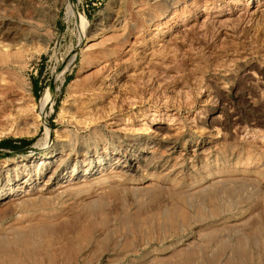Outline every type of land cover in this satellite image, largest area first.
I'll use <instances>...</instances> for the list:
<instances>
[{
    "label": "rangeland",
    "instance_id": "obj_1",
    "mask_svg": "<svg viewBox=\"0 0 264 264\" xmlns=\"http://www.w3.org/2000/svg\"><path fill=\"white\" fill-rule=\"evenodd\" d=\"M4 28L0 161L96 169L1 201L0 264H264V0H0Z\"/></svg>",
    "mask_w": 264,
    "mask_h": 264
},
{
    "label": "bare ground",
    "instance_id": "obj_2",
    "mask_svg": "<svg viewBox=\"0 0 264 264\" xmlns=\"http://www.w3.org/2000/svg\"><path fill=\"white\" fill-rule=\"evenodd\" d=\"M115 20H118V16L116 17ZM9 21V20H8ZM98 25H99V21L98 22H95L92 24L93 28L91 29L90 32H94L96 28H98ZM2 27V26H1ZM9 28V27H8ZM9 30V29H8ZM14 30V29H13ZM6 31H7V28H6ZM18 31V30H17ZM22 31V30H21ZM28 31V30H27ZM15 32V31H14ZM19 32V31H18ZM32 32V31H31ZM38 32V31H37ZM7 32H5V28H4V31L3 29L0 30V34L3 35V36H7L9 37L10 36V33L9 35L6 34ZM16 33V32H15ZM21 33V32H20ZM13 34V33H12ZM0 35V36H1ZM17 35V33H16ZM32 34L30 33V30H29V33H26L25 36L27 37H30ZM14 36V35H12ZM50 92V89H46V91L43 93L42 95V98H41V106H44L45 102H46V98L48 97V94ZM2 107V106H1ZM4 107V106H3ZM44 108V107H43ZM43 110V109H42ZM7 123V122H6ZM9 127V126H8ZM26 129V128H24ZM46 129L48 130V127L46 126ZM21 130V129H19ZM18 129L16 130V128H12V129H9L7 130L6 132H11L12 134L14 135H19L21 134L22 132L19 131ZM95 130V129H94ZM99 130V129H98ZM98 133V132H97ZM193 136V135H192ZM80 137V135H79ZM116 137V136H115ZM119 137V136H117ZM142 137V136H141ZM76 138V137H75ZM114 138V137H113ZM143 138V137H142ZM146 138V137H144ZM83 139V138H82ZM99 139V138H98ZM131 139V138H130ZM134 139V138H133ZM133 139H131L133 141ZM147 139V138H146ZM156 139V138H155ZM67 140V139H66ZM138 140V139H137ZM121 141V140H120ZM124 141V140H123ZM122 141V142H123ZM129 141V140H128ZM131 141V142H132ZM135 141V140H134ZM154 143L155 141L152 140ZM89 142V141H88ZM103 142V141H102ZM101 142V143H102ZM119 142V141H118ZM126 142V141H125ZM130 142V143H131ZM145 142V141H144ZM157 142V141H156ZM162 142V141H161ZM209 142V141H208ZM67 143V142H66ZM121 143V142H120ZM133 143V142H132ZM143 143V142H142ZM37 144H39V142H37ZM124 144V143H123ZM136 145L138 144L140 148V141H137L135 143ZM60 145V144H59ZM70 145V144H68ZM73 145V144H72ZM122 145V144H121ZM125 145V144H124ZM132 145V144H131ZM152 145V144H151ZM164 145V144H163ZM179 145V144H178ZM64 145L62 144V147ZM75 146V145H74ZM108 146V145H107ZM116 146V145H115ZM115 146L113 147L112 150H110V152L108 151V147L106 149H102L104 153V157L106 159V163L104 164H107V161L112 164V161L114 162L113 165H116L117 167L120 168L121 172H124L126 175L127 173H131L132 170H139L141 167H145V165H147V158L151 157L150 154H151V150H147V148H144L143 151H131V149L129 150L128 149V146H126L127 148L125 149L124 152H121L122 155L119 154V152L117 151V149L115 150ZM149 146V145H148ZM160 146V145H159ZM172 146V145H171ZM80 147V146H79ZM133 147V146H131ZM136 147V148H137ZM143 147V146H142ZM145 147V146H144ZM156 147V146H155ZM154 147V149H156ZM165 148V146H163ZM162 147V148H163ZM168 147V146H167ZM196 147V146H195ZM66 148V147H65ZM112 148V147H111ZM151 148V147H150ZM173 148V146H172ZM176 148V147H175ZM207 148V147H206ZM80 149V148H79ZM122 149V148H121ZM120 149V150H121ZM142 149V148H141ZM153 149V147H152ZM168 149V148H167ZM201 149V148H200ZM50 150V149H49ZM64 150V148H63ZM69 150L70 152V149H67ZM101 150V151H102ZM134 150V149H133ZM153 151V150H152ZM157 151V149L155 150V152ZM165 151V150H164ZM167 151V150H166ZM165 151V152H166ZM171 151V150H170ZM201 151V150H200ZM85 152V151H84ZM97 152V151H96ZM95 152V153H96ZM172 152V151H171ZM176 152V150H175ZM178 152V151H177ZM176 152V153H177ZM193 152V151H192ZM204 152V150H203ZM67 153V152H65ZM79 153V152H78ZM82 153V152H81ZM153 153V152H152ZM162 153V152H160ZM174 153V152H173ZM181 153V152H179ZM178 153V154H179ZM158 154V152H157ZM167 154V153H166ZM200 154V153H199ZM82 155V154H81ZM96 155V154H94ZM101 155V154H100ZM160 155V154H159ZM195 155V154H194ZM193 155V157H194ZM202 155V154H201ZM158 156V155H156ZM170 156V155H169ZM181 156V155H180ZM179 156V157H180ZM212 156V155H211ZM100 157V156H99ZM98 155L95 157V159L91 158L92 160L90 162H94L95 164L98 163V162H102L103 159L99 158ZM154 157V156H153ZM178 157V156H177ZM182 157V156H181ZM189 157V156H188ZM208 157V156H207ZM13 158V157H12ZM86 158V157H85ZM88 158V157H87ZM86 158V159H87ZM166 158V157H165ZM172 158V157H171ZM174 158V157H173ZM235 158V157H234ZM64 155H63V152H62V148L60 146V150H52V151H49L48 152H41V154H25V155H21L19 156V158H13L11 160H2L0 161V202L1 201H4L6 198L10 197V196H13V195H17V194H20V193H24V192H27V190H30V188L32 187V184L34 183V185H37V187H35V189H39V190H49L48 187H50L51 184H60L61 182H69V180L71 179H76L78 178V176H82L83 175V178H86L85 175L88 174V171L89 170H92L91 167H93L92 165H90L88 167V169H86V172L80 174V166L81 165H84V167L86 168V164H85V161L84 162H81V164L79 163H73L74 165L71 167L70 169V173L69 175H67L66 171L68 170L66 166L63 165L64 162ZM77 159V158H76ZM89 159V158H88ZM154 159V158H153ZM152 159V160H153ZM157 159V158H156ZM161 159V157H160ZM168 160V158H166ZM182 159V158H181ZM183 159H185L183 157ZM82 160H83V157H82ZM150 160V159H149ZM159 160V159H158ZM174 160V159H173ZM179 160V158H178ZM189 160V159H188ZM205 160V159H204ZM67 161V160H66ZM104 161V160H103ZM165 161V160H164ZM180 161V160H179ZM178 161V162H179ZM75 162V161H74ZM100 162V164H102ZM151 162V161H150ZM149 162V163H150ZM157 163V161H155ZM200 162V161H199ZM211 162V161H210ZM216 162V161H215ZM67 163V162H66ZM89 163V162H88ZM153 163V162H152ZM174 163V161H173ZM103 164V165H104ZM109 164V165H110ZM163 164V163H162ZM172 164V163H171ZM205 164V163H204ZM89 165V164H88ZM87 165V166H88ZM149 165V164H148ZM151 165V164H150ZM157 165V164H156ZM159 165V164H158ZM176 165V164H174ZM189 165V164H188ZM187 165V166H188ZM199 165V164H198ZM203 165V164H202ZM101 166V165H100ZM173 166V165H172ZM95 167V166H94ZM93 167V168H94ZM105 167V166H104ZM148 167V166H146ZM160 167V166H159ZM164 167V166H163ZM167 167V166H166ZM191 167V165L189 166ZM200 167V166H199ZM82 168V167H81ZM91 168V169H90ZM108 168V167H107ZM175 168V167H174ZM172 168L171 170L173 171ZM177 168V167H176ZM193 168H196V167H193ZM67 169V170H66ZM96 169V168H94ZM111 169V166L110 168ZM108 169V170H109ZM113 169V168H112ZM118 169V168H117ZM146 169V168H144ZM149 169V168H148ZM165 169V168H164ZM191 169V168H190ZM84 170V169H83ZM107 170V171H108ZM115 170V169H114ZM119 170V169H118ZM119 170V171H120ZM155 170V168H154ZM159 170V169H158ZM170 170V172L172 173V171ZM177 170V169H176ZM175 170V171H176ZM65 171V172H63ZM112 171V170H111ZM140 171V170H139ZM138 171V172H139ZM142 171V170H141ZM144 171V170H143ZM148 171V170H147ZM157 171V169H156ZM166 171V170H165ZM169 171V170H168ZM168 171L166 173H168ZM193 171V170H192ZM82 172V171H81ZM93 172V171H92ZM110 172V171H108ZM164 172V170H163ZM179 172V170H178ZM101 173V171H100ZM176 173V172H175ZM116 174V173H115ZM114 175V174H113ZM123 175V174H122ZM85 176V177H84ZM89 177V176H88ZM91 177V175H90ZM89 177V178H90ZM118 177V176H116ZM82 178V177H81ZM103 179V178H102ZM78 180V179H77ZM85 180V179H83ZM100 180V179H99ZM104 180V179H103ZM73 181V180H72ZM33 182V183H32ZM36 182V184H35ZM102 183V182H100ZM105 183V182H104ZM53 187V186H52ZM34 189V190H35ZM41 192V191H40ZM29 193V192H27ZM39 193V191H38ZM36 194V192H35ZM26 195V194H25ZM32 196V194L30 195ZM15 197V196H14Z\"/></svg>",
    "mask_w": 264,
    "mask_h": 264
},
{
    "label": "trees",
    "instance_id": "obj_3",
    "mask_svg": "<svg viewBox=\"0 0 264 264\" xmlns=\"http://www.w3.org/2000/svg\"><path fill=\"white\" fill-rule=\"evenodd\" d=\"M31 141H26V140H21L22 145H26L29 144ZM0 145L12 148V149H17L18 146H15L14 144H12L11 142H7V141H3L2 143H0Z\"/></svg>",
    "mask_w": 264,
    "mask_h": 264
}]
</instances>
